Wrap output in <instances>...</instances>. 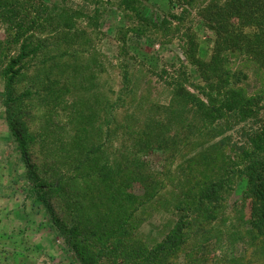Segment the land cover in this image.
I'll return each mask as SVG.
<instances>
[{
    "label": "rangeland",
    "instance_id": "obj_1",
    "mask_svg": "<svg viewBox=\"0 0 264 264\" xmlns=\"http://www.w3.org/2000/svg\"><path fill=\"white\" fill-rule=\"evenodd\" d=\"M120 1L22 0L55 12L49 27L35 34L55 40L25 61L33 67L15 81L8 99L0 76V264H81L79 255L86 253L93 259L87 264H133L132 250L122 246L153 250L181 215L190 220L186 245L164 257L168 264L237 258L264 264V158L245 165L237 150L256 119L240 122L232 111L228 123L208 124L192 101L206 103L199 94L206 84L216 105L232 102L227 92L241 88L262 116L264 0H133L147 22L159 26L141 36L130 31L136 21L124 18ZM51 57L56 60L41 64ZM211 57L215 71L205 81L198 64ZM46 70L67 77L64 101L51 84L16 99L35 91L31 81ZM233 74L246 80L220 84ZM108 116L115 122L107 135L101 122ZM12 119L28 125L36 139L20 144L9 131ZM191 122L196 127L190 130ZM78 126L86 131L81 141ZM46 129L54 133L48 140L38 136ZM97 149L74 171L87 150ZM61 174L70 178L67 192L57 187ZM225 176L221 200L192 216L203 186ZM43 184L51 187L39 189Z\"/></svg>",
    "mask_w": 264,
    "mask_h": 264
},
{
    "label": "trees",
    "instance_id": "obj_2",
    "mask_svg": "<svg viewBox=\"0 0 264 264\" xmlns=\"http://www.w3.org/2000/svg\"><path fill=\"white\" fill-rule=\"evenodd\" d=\"M118 9L121 10L124 18L126 17L127 19H129V21H136L132 22L134 25L130 26L132 27L130 31L133 33H137L139 36L144 35L148 32H152V29L158 30L159 28V26L155 27L154 25L147 22L146 18L144 17L145 12L143 8L140 7L139 2L133 0H122L119 2ZM63 10L64 9H59L57 12ZM54 16L55 12L52 13L51 9H45V7L41 5H38V8L34 9L33 7L25 6L22 0H0V29H2L4 33V38L0 39V63L1 61L2 63L5 62L3 67L1 66L2 68L0 76L4 81V93L7 95V99L11 97V95L15 91V81L22 75L24 71H26L30 67H33H27L25 61L27 59L33 58L36 55H39V57L43 55L48 48V45L46 44L51 40H55L53 37H49L45 40L47 41L46 43L44 40H40L37 36H35V34H37L38 32H42V30H45L49 27ZM120 33L123 35L121 29L118 31L119 35ZM31 34H33L34 36ZM117 40L124 43V41L120 40L118 37ZM12 51H15L13 55L10 54ZM53 60H56V58H47L46 60L42 61L41 64H46V62ZM214 61L215 57H211L208 61H200L198 64L199 73L203 75V79L205 81H210V78L208 76L210 75V73H213L215 71V68H212V64L214 63ZM236 77L237 76L234 74L231 77L228 75L225 76V78L221 77L220 79H222V82H220V84L223 85L224 82H228L230 78L235 79V82L238 84L246 80L245 78L237 80ZM67 80V77L65 78L63 76H59L54 72H50V70H46L44 73H42L40 78H35L31 81L32 85L36 87L35 91L32 92L31 90H26V92L20 94V96H18L16 99H19L21 97L28 98L32 97L33 95L35 96L37 94H40L45 91V84H51L52 86L56 87V89H58L56 93L61 94L64 101V98L68 95ZM220 89L222 88H219L217 90L220 91ZM201 90L202 92H200L199 94H201L205 98L206 103H204L203 101L201 102L197 98H193L188 92H185V94H183V97H192L193 104H198L199 110H201L202 115L205 117V120L208 121V124H211V122L214 120L225 121L226 123H228V120H226V116H228V114H230L232 111H235V113L233 114L235 115L234 118H236L240 122H246L248 120L256 119V121L254 122L255 128H249L250 134L246 133L243 135L244 139L247 140V144H243L242 146L237 148V150H239L238 152L245 165L252 164V161L256 158H264V113L259 118L255 114L253 104L256 99L254 97L245 96L241 88H235L234 90L230 89V91L227 92L230 95L228 96V100L231 96L234 97L232 102L216 105L215 103H213L215 99L213 98L214 88L212 87V85L208 86L206 84L202 87ZM224 107L225 111L223 112L222 108L224 109ZM113 118V116H108V119L105 120L104 123L101 122V128L104 127L105 134L107 135L108 132H110L111 126L115 122ZM35 121V118L30 119V123H34ZM53 125H55V123H53ZM195 127V122H191L189 125H186V128L190 130ZM9 131L12 135H15V137L18 139V142L23 145L24 143L22 142V138L27 139L28 141H34L36 139V136L33 134L34 132L30 130V127L25 123L20 122L19 120H9ZM85 133L86 131L83 126H78L75 129V134L78 137V141L80 139L84 140V138L87 137ZM42 134L44 135V140L48 138L47 135L51 134V137L54 136L52 130L49 129H46L45 133L38 132V136ZM75 134L73 136L74 138ZM103 143L104 142H101V150L104 146ZM98 152V149L95 151L87 150L84 156V160L76 162V166L73 168L74 171H78L83 165H86L89 156L94 155ZM23 154L25 161L27 162V164H29V150L25 149ZM105 171V165H102L101 176L105 175ZM65 178V175L61 174V176L57 178L56 182L58 184L57 187H59V190L62 189L67 192V188L65 187V185L67 184L68 180H70V178ZM227 178L228 176H225L224 178H221L219 180L217 179L216 181L210 182L207 185L203 186V190L200 191L194 204H192L193 206H195V209L191 213L192 216H196L199 212V209L204 207V205L217 204L221 200V193L223 191L224 184ZM46 187L50 188L51 186H45L43 184L38 188L42 190ZM188 209H191V207H188ZM187 221H190L189 218L187 216L181 215L178 218V221L172 232L159 245H157L156 248L151 251H147L144 248H134L131 247V245L124 244L122 246L124 249L129 248L130 250H132V255L128 257V260L132 262L134 261L133 264H168L167 260H165L164 257L171 255L178 250H181L186 245L185 237L187 227L189 226V223H187ZM119 226H121L119 228H123L124 223L121 224L119 222ZM66 232L67 230H65V233ZM122 236L124 239H128L129 235L126 230H123ZM68 245L72 249L75 248V251L78 253V255L83 254L76 249L77 245H70V242H68ZM89 255L90 254L88 253L81 256L79 255L80 263L87 264L88 262H92L93 259ZM120 259H122L123 261L124 257L120 256ZM242 262V259L237 258L235 260H229L227 264H244Z\"/></svg>",
    "mask_w": 264,
    "mask_h": 264
},
{
    "label": "crops",
    "instance_id": "obj_3",
    "mask_svg": "<svg viewBox=\"0 0 264 264\" xmlns=\"http://www.w3.org/2000/svg\"><path fill=\"white\" fill-rule=\"evenodd\" d=\"M4 128V127H3ZM1 143L4 145V142L8 141L9 140V131L8 130H5L2 131V135H1Z\"/></svg>",
    "mask_w": 264,
    "mask_h": 264
}]
</instances>
